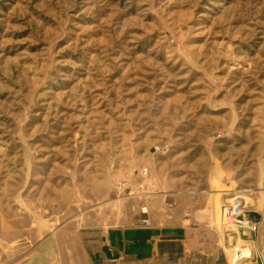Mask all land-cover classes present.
Masks as SVG:
<instances>
[{
    "label": "rangeland",
    "instance_id": "rangeland-1",
    "mask_svg": "<svg viewBox=\"0 0 264 264\" xmlns=\"http://www.w3.org/2000/svg\"><path fill=\"white\" fill-rule=\"evenodd\" d=\"M194 193L264 223V0H0V218L53 264H264L154 254Z\"/></svg>",
    "mask_w": 264,
    "mask_h": 264
},
{
    "label": "crops",
    "instance_id": "crops-1",
    "mask_svg": "<svg viewBox=\"0 0 264 264\" xmlns=\"http://www.w3.org/2000/svg\"><path fill=\"white\" fill-rule=\"evenodd\" d=\"M191 196L203 200H190L183 210L177 207L172 218L165 215L159 218L152 214L154 228L172 232L156 237L153 249L156 256L183 262L189 258L192 261L199 255L216 256L222 249L225 253L228 244L239 245L241 241L253 248V262L260 259L264 263V223L258 232L250 233L246 238L240 232L222 234L217 223V202L201 198L200 193ZM182 212L188 215L184 216ZM25 214L30 219L23 223L20 216L0 218V264H53L54 241L50 225L36 214Z\"/></svg>",
    "mask_w": 264,
    "mask_h": 264
},
{
    "label": "built area",
    "instance_id": "built-area-1",
    "mask_svg": "<svg viewBox=\"0 0 264 264\" xmlns=\"http://www.w3.org/2000/svg\"><path fill=\"white\" fill-rule=\"evenodd\" d=\"M222 220L227 221L226 225H233L236 229L240 231H256L257 226L249 221L245 216V206L243 205L240 198L234 201V203H228L223 206ZM149 224V222H147ZM225 224V223H224Z\"/></svg>",
    "mask_w": 264,
    "mask_h": 264
},
{
    "label": "bare ground",
    "instance_id": "bare-ground-1",
    "mask_svg": "<svg viewBox=\"0 0 264 264\" xmlns=\"http://www.w3.org/2000/svg\"><path fill=\"white\" fill-rule=\"evenodd\" d=\"M238 198H240V197H237V198H235V200L234 201H236V200H238ZM241 199V198H240ZM232 203H234V202H232ZM225 223V224H224ZM228 222L227 221H225V219H224V222H223V224L225 225V226H228V225H226ZM230 226L229 227H233V225H231V224H229ZM234 228V227H233ZM236 230H237V232H241L239 229H237L236 228ZM230 232V231H229ZM233 253H232V256H231V264H241L243 261H244V259H245V256H248V255H246L247 253H248V250H245V249H242V248H236V249H234L233 251H232ZM231 254V253H230ZM247 261V260H246Z\"/></svg>",
    "mask_w": 264,
    "mask_h": 264
}]
</instances>
